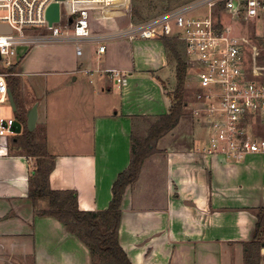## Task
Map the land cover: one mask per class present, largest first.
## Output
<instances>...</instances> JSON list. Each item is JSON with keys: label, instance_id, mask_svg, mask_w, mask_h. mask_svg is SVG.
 Here are the masks:
<instances>
[{"label": "crops", "instance_id": "crops-1", "mask_svg": "<svg viewBox=\"0 0 264 264\" xmlns=\"http://www.w3.org/2000/svg\"><path fill=\"white\" fill-rule=\"evenodd\" d=\"M116 8L121 12L113 16L100 13L106 20L92 25L93 34L108 35L133 21L132 4ZM162 39L107 38L101 55L87 42L81 56L71 42L50 41L43 45L52 51L37 55L28 71L23 61L32 48L18 63L17 76L34 98L26 113L37 103L36 123L42 122L55 157L50 188L75 190L81 210L109 206L113 182L130 160L135 126L147 122L145 136L150 122L171 107L176 82L169 88L166 68L172 65L176 80V62ZM106 69L125 72L122 82ZM185 115L126 187L119 243L133 264H243V244L264 208V156L234 161L203 151L206 133L185 123ZM262 129L255 124L258 134ZM13 136L0 138V264H93L76 235L55 217L36 214L28 197L34 161L9 154L6 141Z\"/></svg>", "mask_w": 264, "mask_h": 264}, {"label": "built area", "instance_id": "built-area-1", "mask_svg": "<svg viewBox=\"0 0 264 264\" xmlns=\"http://www.w3.org/2000/svg\"><path fill=\"white\" fill-rule=\"evenodd\" d=\"M53 2L60 4L59 21L49 25L45 12ZM100 5L126 8L130 0H0V23L11 29L0 33V138L14 135L19 123L2 115L6 102L12 107L8 78L17 75L10 68L17 63L19 47L71 42L76 55L81 56L83 44L92 42L101 55L107 38L168 37L183 42L186 62L197 82L190 114L206 133L203 151L234 161L250 154L264 156V137L254 131L255 124L264 125V66L254 61L249 71L245 45L232 32L236 20L264 15V0H189L97 36L90 28L89 16ZM30 30L45 33L29 35ZM105 71L117 83L125 76L118 69ZM259 253L264 255V238Z\"/></svg>", "mask_w": 264, "mask_h": 264}, {"label": "trees", "instance_id": "trees-1", "mask_svg": "<svg viewBox=\"0 0 264 264\" xmlns=\"http://www.w3.org/2000/svg\"><path fill=\"white\" fill-rule=\"evenodd\" d=\"M136 15L139 16V13L132 5V17ZM162 40L176 62V86L171 93V107L167 113L158 115L150 122L145 136L131 134L129 163L113 182L112 198L104 210H81L75 190L50 188L49 175L54 168L55 157L48 152L45 139L38 142L34 131L26 128V109L21 101L20 79L16 75L8 78L18 121L23 126L20 133L11 137V144L21 155L31 157L34 161L29 170L28 197L37 215L55 217L89 248L93 264H133L118 239L123 194L126 187L137 180L146 158L156 151L157 141L175 128L185 114L184 88L188 66L183 43L175 38L164 37ZM16 65L17 63L10 68L12 72H15L13 69ZM256 217L252 239L243 244V264H260L259 250L264 238V208L257 211Z\"/></svg>", "mask_w": 264, "mask_h": 264}, {"label": "rangeland", "instance_id": "rangeland-1", "mask_svg": "<svg viewBox=\"0 0 264 264\" xmlns=\"http://www.w3.org/2000/svg\"><path fill=\"white\" fill-rule=\"evenodd\" d=\"M187 1H189V0H130V4L134 5L137 12L139 13V16L136 15V16L132 17L133 21L139 22V21L148 19V18L160 13L166 7H174V6L183 4ZM126 11H128V9ZM94 12L95 13H90V16H89V23H90L91 29H92L93 24H97L98 26H101L105 22L106 19H104L102 17L103 14H100V13L103 12L105 14H111L113 16V15L121 12V10H117V8L115 6L103 7L102 5H100V6L96 7ZM118 16H123L124 18H127L123 14L118 15ZM109 21H110V19H108L107 22L109 23ZM112 21H114V20H112ZM118 21H119L118 23L124 24L123 23L124 20L122 18ZM39 32L45 33V31L30 30V31H27V34H29V35L37 34ZM232 32L234 35L239 37V39H241V41H243V43L245 45V57H246V64L245 65H247V67H249V71H250V68L252 66V63L254 65L255 62L257 63L258 66H264V15H262L258 19H253V20H250V19L247 20V19H242V18L236 20V22L232 25ZM47 43L48 42H43L39 46H35V45L30 46L29 45L27 47H19L18 48V55H17V65L13 69V71H15V72L18 71V63L21 61L23 56H25L27 51L30 48H32L29 55L23 61V62H25L23 69L25 71H28L32 67V63H33L34 59L37 57V55L46 56L48 54V52H50V50L52 51V49H50L49 46L43 45V44H47ZM182 48L184 50V44L182 45ZM179 50L182 53V49L179 48ZM254 54H256V57L254 56ZM189 65L187 63L188 67H187V72H186V81H185V88H184V99L186 100V107H185L186 115L185 116L187 117L185 123H187V124L190 123L189 125H192V123H194L195 121L191 117H189V114H190V110H191V107L193 104V97L195 95V89H196L195 86H197V82L193 76L192 70L189 67ZM166 69H167L166 70L167 74L170 75L169 79H170L171 84H170L169 88H171L172 86H174V84L176 82L175 77H174V71H173L172 65L170 66V68H166ZM16 77H17V75H16ZM18 78L20 79L21 101L24 105V108H27L28 105L33 103L34 98L29 95V92L27 90V87H28L27 80H25V78H23L25 81V84H26V85H24L23 81L21 80V77L18 76ZM2 115L5 118L12 117V118H16L18 120L17 112L14 111L13 108L7 102L3 105ZM42 125H43L42 122L36 123V126L33 129L34 134H35V138L38 142H42L43 139L45 138L43 135L44 130H43ZM146 125H148V123L147 122L145 123L143 121H141L139 124H137V126H135V128H134V134L139 136V137H142L140 135L143 134V131L145 130L144 128H146L145 127ZM189 127H191V126H189ZM22 130H23V126L21 127L20 132ZM262 133L264 134V129L259 131L260 135ZM16 134H18V133H15L14 135H16ZM261 136L264 137V135H261ZM6 143L8 146L9 154H16V153L19 154L20 153L11 144V138H8Z\"/></svg>", "mask_w": 264, "mask_h": 264}, {"label": "water", "instance_id": "water-1", "mask_svg": "<svg viewBox=\"0 0 264 264\" xmlns=\"http://www.w3.org/2000/svg\"><path fill=\"white\" fill-rule=\"evenodd\" d=\"M59 13H60L59 2H53L47 7L46 12H45V16H46V19H47L49 25H52L53 22L59 21ZM10 31H11V29L9 28L8 25L0 23V33H9ZM8 97H9V101L12 105V108L15 111L17 108H16L15 100H14L13 94L11 92V89L8 90ZM37 116H38L37 103H34L31 106V108L28 109V111L26 113V117H27L26 128L29 131H33V129L35 128V125L37 122ZM20 130H21V124L18 123V125L15 129V133H20Z\"/></svg>", "mask_w": 264, "mask_h": 264}]
</instances>
